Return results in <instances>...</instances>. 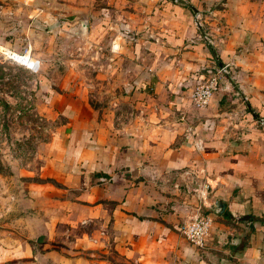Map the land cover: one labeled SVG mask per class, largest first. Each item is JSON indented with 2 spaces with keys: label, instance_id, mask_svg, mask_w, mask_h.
Listing matches in <instances>:
<instances>
[{
  "label": "crops",
  "instance_id": "0c3cea01",
  "mask_svg": "<svg viewBox=\"0 0 264 264\" xmlns=\"http://www.w3.org/2000/svg\"><path fill=\"white\" fill-rule=\"evenodd\" d=\"M155 1L119 50L137 71L126 109L65 95L63 170L0 193V264H264V131L250 116L264 112V0ZM227 61L232 86L193 107L196 79ZM201 204L213 222L198 247L181 227Z\"/></svg>",
  "mask_w": 264,
  "mask_h": 264
},
{
  "label": "rangeland",
  "instance_id": "374dc122",
  "mask_svg": "<svg viewBox=\"0 0 264 264\" xmlns=\"http://www.w3.org/2000/svg\"><path fill=\"white\" fill-rule=\"evenodd\" d=\"M156 3L0 0L2 196L63 170L68 117L59 106L65 95L100 114L110 106L126 109V82L137 71L133 56L119 50L136 36L127 24L136 26ZM108 19L112 24L105 28ZM114 45L116 54L110 50ZM12 52L29 56L38 70L29 69Z\"/></svg>",
  "mask_w": 264,
  "mask_h": 264
},
{
  "label": "built area",
  "instance_id": "2783aa9c",
  "mask_svg": "<svg viewBox=\"0 0 264 264\" xmlns=\"http://www.w3.org/2000/svg\"><path fill=\"white\" fill-rule=\"evenodd\" d=\"M172 1L174 3H180L185 0ZM192 16L194 26L198 30L199 38L204 40L207 44H212L214 40L206 24L204 12L195 10ZM12 54H15L29 69L33 71L38 70L37 63L31 60L29 56L17 52H12ZM213 69L208 70L205 75L199 76L192 88H190L189 101L192 106L198 108L206 106L213 93L221 84L225 85V87L232 86L231 78L228 75L230 72V63L228 61L214 66ZM257 123L264 126V117L258 118ZM195 146L198 148L201 147L200 139L195 141ZM212 222V216L203 212L201 204L196 207V212L183 222L181 231L191 244L202 247L205 244L207 234L210 232Z\"/></svg>",
  "mask_w": 264,
  "mask_h": 264
},
{
  "label": "trees",
  "instance_id": "16d2710c",
  "mask_svg": "<svg viewBox=\"0 0 264 264\" xmlns=\"http://www.w3.org/2000/svg\"><path fill=\"white\" fill-rule=\"evenodd\" d=\"M250 111V110H249ZM252 111V110H251ZM251 118L253 119V121L255 122V123H257V121H258V118H260V117H264V112H262V111H257L256 112V114L254 115V113H253V111H252V113H251ZM257 127H258V129H261V130H263L264 131V126H262V125H259L258 123H257Z\"/></svg>",
  "mask_w": 264,
  "mask_h": 264
},
{
  "label": "water",
  "instance_id": "95a60500",
  "mask_svg": "<svg viewBox=\"0 0 264 264\" xmlns=\"http://www.w3.org/2000/svg\"><path fill=\"white\" fill-rule=\"evenodd\" d=\"M221 206H223V204Z\"/></svg>",
  "mask_w": 264,
  "mask_h": 264
}]
</instances>
